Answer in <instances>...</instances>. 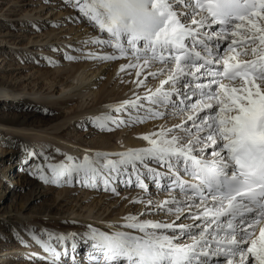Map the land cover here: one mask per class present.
<instances>
[{"label":"snow or ice","instance_id":"1","mask_svg":"<svg viewBox=\"0 0 264 264\" xmlns=\"http://www.w3.org/2000/svg\"><path fill=\"white\" fill-rule=\"evenodd\" d=\"M71 3L98 33L82 42L91 48L64 59H123L118 74L132 77L124 81L133 85L131 95L87 122L101 131L153 118L179 122L142 134L145 146L82 158L63 153L56 160L58 148L22 144V167L47 185H102L118 194L117 181L132 185L134 178L146 192L150 179L169 193L158 202L133 201L143 211L109 230L26 228L47 254L40 258L82 264L76 253L83 242L87 264H264V0ZM149 79L158 81L154 88Z\"/></svg>","mask_w":264,"mask_h":264},{"label":"rangeland","instance_id":"2","mask_svg":"<svg viewBox=\"0 0 264 264\" xmlns=\"http://www.w3.org/2000/svg\"><path fill=\"white\" fill-rule=\"evenodd\" d=\"M29 12L34 14L30 18L26 17ZM84 22L87 23L88 21L80 17L77 11L73 8L71 0H0V70L5 71L4 74L9 81L17 82L23 88L31 89L32 87L37 88L38 86H44L41 93H38L37 95H35V97L40 96L43 93L48 94L49 91L46 90V87H48L49 84H53L52 90H54L55 94L51 96L52 100H48V102L46 101L43 105H36V107L41 108V110L39 111L41 114L53 117H56L58 115L59 119L61 120L62 118H65V116H70L74 112L79 111L81 107L78 104L81 100H83L82 102H84L85 104L83 107H85L86 105L91 106L98 95L97 93L100 87L103 85L111 90H114L115 93H120L123 87L125 89L127 87H133L130 82H124L128 81L126 79H130V76L127 75L126 79H124L123 77L121 79L118 71L115 72V70H113L114 67L113 65L110 66L111 61H109L102 65V68L97 74H93V77L91 76V81H97L96 84H90V86L92 85L91 92L88 93V91H85L84 93L86 94L83 98H78L75 95V90L78 89L76 86L81 82V80H78L76 77L79 75V73L85 71L86 68L94 67L98 64V62L94 61L70 62L67 60H63L65 53L79 54L74 52L73 49L85 47V50H87V48L92 47L91 45H83L82 42L94 37L98 32L97 30H95L94 26L88 22L89 24H87L86 28L90 29V31L87 30V37H83L86 34L81 29L82 24L84 25ZM19 23H22V25H18ZM11 24H14L15 27L10 26L9 28V25ZM33 25H36V27L34 28ZM49 32H52L53 36L51 35L50 37H47V34ZM56 36L61 38L60 41L53 39ZM78 36L80 37L78 38ZM3 38L4 40H2ZM31 40H41L40 42L34 41L37 42V45H42L43 40H47L46 43L51 46L54 45V42L58 43L57 46L54 49H51V52L48 53H43L41 51L35 50L30 52L27 49L35 46V44L31 42ZM6 42H23L24 44L13 45ZM63 42L65 45L68 43L71 47L68 46L66 50L62 47L64 45ZM16 50L18 51L17 54ZM95 50L99 51V49ZM4 57L6 60L2 61ZM49 58L52 61L51 63L49 62ZM7 60H11L10 62L15 61V63H18L17 67L23 70L22 74H20L21 70L15 67V65L11 66L12 68L6 67L5 64ZM122 60L123 59L114 61V63H119ZM56 63L60 64L54 66ZM59 65H62L63 68L60 69V71L57 73L55 72V70H57L56 68H58ZM11 69H15V71H12L11 73ZM92 70L93 69L90 68L88 74L92 72ZM18 72L19 74H17ZM156 82L157 81L153 79H149L148 86L152 87V85H154L153 83ZM62 83H71V87L64 89V85H61ZM140 90L141 91L139 92L143 94L144 89L141 88ZM4 98L6 100V103L0 105V114H11L14 105H16V107H19L21 104V102H16L15 99H13V97L9 96L8 94H6ZM66 99L71 100V102L61 104L66 101ZM114 99V97L110 96L108 97L107 101ZM46 108L50 111H45ZM20 109L21 111L31 112L30 108L29 110L28 108H18L15 110L19 111ZM94 115L98 114L96 113ZM90 116H92V114H85L82 118L88 119V117ZM78 119L79 118L73 119L69 125H66L64 127V130L66 132L65 139H54L52 135L50 134V136L47 132L43 133L37 132L35 130L12 131L11 134L13 133L14 136H23L24 139L27 140V142L30 141L28 142L30 146L35 147L37 150L39 149L36 147L35 143L38 141L46 140L49 143V146L46 147L48 150H51L53 148L60 149V156H57L55 153H53L55 159L60 160L63 159V153L72 154L75 157H83L86 152L93 153V150L110 153L121 151L122 148H119L118 150L116 146L123 145L125 138L129 135V137L133 136L134 138L136 136H140V134L142 135L144 133L155 131L161 125L171 126L173 123L179 122V117L153 118L145 119L142 123H134L128 126L113 128L112 131H101L93 127L88 122L82 125L79 124V126L75 125L74 123ZM7 130L8 129L6 128L3 130L0 129V152H2L0 155V171H2V169L6 167L9 174V177H4L3 179L0 178V181L2 183L1 186L5 190V198H2V200H0V209L4 205L12 204L13 201L18 200L20 195L29 192L28 187L23 186V177L28 176V169L25 167L22 170L19 169V162L22 161V158L19 154H13L11 152L12 146L17 144V141L10 139V135L6 134ZM37 134H40V136H37ZM107 136L114 137L115 140L111 143H106L107 145L102 144V142L100 143V141H102V139ZM76 140L83 141L85 145L94 144L95 146H97L98 143L99 146L92 148H89V146L88 148L87 146H85V148L83 146L82 149L84 148L85 151H70L65 148V146L70 145L74 148L76 144H73V142ZM107 146L111 148L109 149ZM145 183L149 185L148 191L146 192L134 186V178L132 185L123 184L120 182L114 183L116 192L118 194H114L111 191L110 193L113 194V198L116 199L115 204L120 203L118 208L123 209L121 214H123V212L138 214L143 211L144 204L134 203L133 201H139L143 199L144 201L153 200L154 202H157L158 200H164L169 196L167 190H165L161 186H157L152 182V180L145 179ZM42 185V191H44L45 195L50 194L56 196L60 191L63 192L66 189L69 190L70 192H72V198H70L71 201L76 197L80 198L79 196L82 195V192L84 194V191L91 190V192H93L94 190H97L96 188L92 187L82 188L80 184H76L74 186L61 185L57 187L53 185H47L42 182ZM102 195L103 193L100 196ZM165 195L166 197H164ZM43 203L44 200L40 199L37 202H34L32 205L34 208H38L42 206ZM88 203L91 205L93 202L89 201ZM89 208V206H86L82 210V212L86 211L87 214ZM112 208H114V206L111 207V209ZM97 209L98 207H96V210ZM63 216H65L64 218L69 220L74 219L82 222L95 220V215H93V213H91L90 215L77 216V214L69 212L64 214ZM152 216L155 217L154 220L175 219L174 216L165 215H144L141 218L146 219L147 217L150 218ZM13 221L15 222V220ZM180 222L186 223L189 221L182 220ZM9 223L10 224L8 225L0 226V264H38L40 261L41 262L39 264H45V261L40 257H44L47 254L38 245H36L28 235L20 234L26 241H28V245L30 246L21 244L19 238L13 232V229L15 228L11 226V222ZM20 223L24 225V227H26V225L27 228L30 227L27 223ZM62 228L63 227L57 229L61 230ZM64 228L74 229V226L64 225ZM77 229L78 228H75L74 230ZM13 246L17 248H14ZM34 252L37 255L31 256L30 258V254ZM77 259L80 260L82 264H87L86 249L81 255L77 256Z\"/></svg>","mask_w":264,"mask_h":264},{"label":"bare ground","instance_id":"3","mask_svg":"<svg viewBox=\"0 0 264 264\" xmlns=\"http://www.w3.org/2000/svg\"><path fill=\"white\" fill-rule=\"evenodd\" d=\"M33 15H34L33 13L29 12V14H27L26 17L30 18ZM38 15H40V14H38ZM20 24L22 25V23H19L18 25H20ZM87 24H89V23L84 22V25L82 24V27H81L83 32L86 33L84 36L82 35L83 37H87V35H88L87 30L90 31V29L86 28ZM10 26L15 27L14 24L9 25V28H10ZM95 30H97V32H98V29H95ZM51 35H52V32H49L47 34V37H50ZM79 37L80 36H78V38ZM53 39L60 41L61 38L56 36ZM2 40H4V38ZM41 40H31V42L33 44H35V46L28 48L27 50L30 52L35 50V51H41L43 53H48V52H51V49H54L58 43V42H54V45L51 46V45H48L46 43L47 40H43L42 45H37V42H34V41L40 42ZM66 40H67V38H66ZM6 43H11L13 45L24 44L23 42H6ZM26 43H29V42H26ZM65 43H67V42H65ZM63 44H64V42H63ZM22 46H24V45H22ZM68 46H69V44L67 43L66 45L64 44L62 47L67 50ZM17 53H18V51L16 50V54ZM3 60H6L5 57H4V59H2V61ZM63 60H65V59L63 58ZM10 61L9 60L6 61V64H5L6 67L12 68L11 66H14V65H15V67H17L18 63H15V61H12V62H10ZM106 62H109V61H102V62L99 61L98 64L95 65L94 67L86 68L85 69L86 72L82 71L81 73H79V75L76 78L78 80H81V82L79 81L80 84L76 86L78 89L75 90V95L78 98H83L84 95L86 94V93H84L85 91H88V93L91 92V88H92L91 86L92 85L90 86V84H96L97 83L96 80L91 81L92 80L91 78L93 77L92 75L97 74L99 72V70L102 68V65ZM125 62H126L125 60H122L119 63H114V61L113 62L111 61L110 66L113 65V67H114L113 70H115V72H117L119 65L121 63H125ZM57 64H60V63H56L54 66H56ZM17 68H19V67H17ZM62 68H63V66L59 65V67L56 68L57 70H55V72L58 73L60 71V69H62ZM90 68L93 70H92V72H90L88 74ZM19 69L21 70L20 74H22L23 70L21 68H19ZM77 69H79V68H77ZM12 71H15V69H11V73H12ZM4 72L5 71L0 70V105L3 103H6V100H5L6 97L4 98V96H6V94L13 97V99H15L16 102H21V104L19 107H16V105H14L13 111L11 114H6V115L3 113L0 114V129H2V130L5 128L8 129L6 131V134L10 135V139L17 141V144L12 146L11 152L13 154L14 153L19 154L20 157L22 158V160L24 159V156H23V152L21 149V145L26 144V145L30 146V144L28 143L30 141L27 142V140H25L24 137L20 136V135L14 136L13 133L11 134L12 131L14 132V131L35 130L37 132H43V133L47 132V133H49V135L51 134L54 139H58V140L62 139V138L65 139L66 138V132L64 130V127L66 125H69L73 119L79 118L74 123L77 126H79V124L80 125L86 124L88 119L82 118L85 114L94 115L96 113L97 114L101 113L102 111H104L106 109V105L111 104V103H115V102L122 100V99H125V98H128L131 95V91L133 89V87L132 88L127 87L128 89L127 88L125 89L123 87L122 91L120 93H115L114 90H111L108 87H106L105 85H103L100 87V89L97 93L98 95L95 98V101L91 106L86 105L85 107H83L85 104H84V102H82L83 100H81L80 103L78 104L81 107L79 111L74 112L70 116H65V118H62L60 120L58 115L56 117H53V116L41 114L39 112L41 110V108L36 107L37 104L43 105L46 101L48 102V100H52L51 96H53L55 94L54 90H52L53 84H49L48 87H46V90L49 91L48 94L43 93L42 95L35 97V95H37L38 93H41L44 86H38L37 88L32 87L31 89L23 88L19 83L9 81L6 78ZM17 74H19V72ZM119 75L121 76L120 77L121 79H122V77L124 79L127 78L126 74H119ZM19 76H21V75H19ZM133 76H134V74H133ZM131 79H132V77H130V79H126V80L130 81ZM157 83H158V81L156 83H153L154 85H152V88H154ZM61 85H64L63 86L64 89L71 87V83H65V84L62 83ZM81 86H82V88H81ZM79 87H80V89H79ZM138 91H141V90L139 89ZM110 96L114 97L115 99L107 101L108 97H110ZM67 102L70 103L71 100L66 99V101H64L61 104H65ZM18 108H28V110L30 108L31 112L21 111V109L19 111L15 110ZM47 111H50V110L47 109ZM37 136H40V134H37ZM129 136L125 138L123 145H121V146L117 145L116 146L118 148V150H119V148H122L121 151H123L127 148H130V147L145 146L146 142L141 139V134H140V136H136L134 138H133V136L132 137H129ZM46 138H47V136H46ZM114 140H115L114 137L107 136V137H104L102 139V141H100V143L101 142H102V144H106L108 142L111 143ZM35 144H36V147L38 149L42 145L45 147L49 146V143L46 140L38 141ZM56 144H58V143H56ZM73 144H76V146L74 148L71 145L70 146L64 145V146L67 150H70V151H79V150L85 151L84 148L82 149L83 146L84 147L87 146V148H88V146H89V148L99 146L98 143H97V146H95L94 144L85 145L84 142L81 140H76L73 142ZM92 152L95 153V152H103V151L93 150ZM117 152H120V151H117ZM1 153L2 152H0V155H1ZM55 154L57 156H60V153H55ZM69 155H72V154H69ZM23 168L24 167H22L21 162H19V169L22 170ZM4 177L5 178L9 177V174H8L6 167L4 169H2V171H0V178L3 179ZM23 178H24L23 179V186L28 187L29 192L28 193L26 192L23 195H20L18 200L13 201L12 204L4 205L0 209V226L8 225V224H10L9 222H11V224H12L11 226L13 228H15L17 231H19L20 234L28 235V234H26L27 232L25 231V229L27 228V225H26V227H24V225H22L20 222L27 223V224H29L30 227H35L37 229V231L40 228H47L48 230L54 231L56 233H71V232L82 233L85 230H87V227L89 224H91L95 228L100 229L101 231H104V230H109L110 225H115V226L119 227L120 225H122L124 223V217L128 214H131V213H126V212H123V214H121L123 209L118 208L120 203L115 204L116 199L113 198L114 197L113 194H111L110 191H105L102 185L100 187L96 188L97 190H94V191L92 190L93 192H91V190L90 191L88 190L89 192L84 191L85 192L84 194L82 192V195L79 196L80 198L76 197L71 201L70 198H72L71 197L72 192H70L67 189L63 192L60 191L59 193H57L58 195H56V196L50 195V194L45 195L44 191H42V187H43L42 182L39 179H37L31 175H28L27 177H23ZM117 182H119V181H117ZM163 183H167V181H164ZM1 185H2V183L0 181V200H2V198L3 199L5 198V196H4L5 190ZM157 186H159V185H157ZM98 189H99V191H98ZM100 193L101 194L103 193V195L100 196L101 195ZM164 197H166V195ZM40 199H43L44 203L42 204V206H40L38 208L37 207L34 208L32 204L34 202H37ZM133 199H135V198H133ZM89 201H92L93 203L90 205L88 203ZM158 201H160V200H158ZM1 205H2V203H1ZM36 206H37V204H36ZM86 206L90 207L88 209L87 214H86V211L82 212V210ZM113 206L116 209H114V208L111 209V207H113ZM96 207H98L97 210H96ZM69 212L75 213V214H77V216L90 215L91 213H93V215H95V220L94 221L88 220L87 222H82L79 220H74V219L69 220V219L64 218L65 216H63V215L66 213H69ZM97 218H102V219H97ZM154 219H155V217H153V216L150 218L149 217L146 218V220H154ZM13 220H15V222ZM73 221H75V222H73ZM64 225L74 226V229L75 228H78V229L74 230L73 228H64ZM61 227H63L61 230L57 229V228H61ZM121 230H123V229H121ZM13 247L17 248L15 246H13ZM85 249L87 252V247L83 244V242H79V247H78L76 256L81 255ZM1 251H3V250H1ZM86 258H87V256H86ZM3 260H4V257H3Z\"/></svg>","mask_w":264,"mask_h":264}]
</instances>
